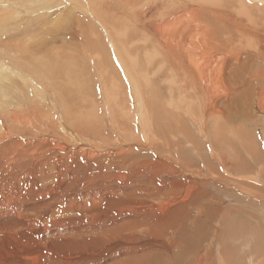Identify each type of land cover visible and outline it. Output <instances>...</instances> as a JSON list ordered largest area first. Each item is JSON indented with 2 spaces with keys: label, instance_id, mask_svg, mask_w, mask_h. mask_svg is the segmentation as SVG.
<instances>
[{
  "label": "bare ground",
  "instance_id": "6f19581e",
  "mask_svg": "<svg viewBox=\"0 0 264 264\" xmlns=\"http://www.w3.org/2000/svg\"><path fill=\"white\" fill-rule=\"evenodd\" d=\"M56 1L58 3H51L50 0H34L33 2L32 0H0V9L7 8L19 10V7L27 6L31 9L36 7L51 10L53 7L57 8L58 6H78L83 10L86 9V11H89L91 8L102 7L103 9V7H106L110 12L116 9L117 16L118 13L123 15L120 16L123 17L121 19H123L125 23L119 22L120 27H123V32H119L118 29L117 32L119 34H116L117 32L114 30V32L112 31L113 34L115 33L114 36L105 34L106 31L104 30L106 26L104 27L103 25L106 24H101L103 27L101 26L100 28L98 19L99 26L97 27L100 28V30L102 29L103 32H101V34H104L101 36L99 30H96L97 35L99 34L103 39L106 37L105 35H107V37L110 36L106 38L110 39L108 40L109 42L111 41L109 43L110 46L114 45V48L110 46L108 48V45H106L108 41L103 44L99 42L97 46L98 55L100 56V58L97 57V63H99L97 65H99V72H101V74H99L98 71H95V73L93 72L95 70L92 69L94 65L91 62H93V60L89 59V57L94 54L90 56L87 54L88 58L85 56L87 60L85 58H79V62L85 59L81 63L90 61L93 66L86 62L83 64L80 63V66L84 64L85 66L79 68L77 60H72L64 55L63 50L65 46L62 47L59 45L58 48L60 50L55 51L57 48L55 47L57 41H54L55 39H51L50 37L45 38L47 33L51 34V32H53L49 27L52 18L48 19V14L46 18L40 16L42 18L39 21L42 20V26L39 35H34L33 33L24 35V33H17L15 25L10 22V16L7 13L0 12V209H5L16 217L18 213L31 216L35 220L42 215H46L49 218L53 214H58L59 218L57 217L58 220H56L55 223L64 219L62 218L64 213L69 212L72 213V215L75 214L81 219V223L78 222L79 230L83 233H87L88 236L91 237L84 240L81 245H85V247L92 249V251L88 250L89 253H87V251L84 252L78 259H80V257L84 259L85 257V259L92 260L93 264H95L94 260L99 259L98 257L100 256H98V254H100V251L102 252V262L103 260L108 261L107 259H109L115 264H144L142 262L138 263L136 259H139L145 254L150 255L154 251L153 248L158 247V244L159 248L163 251L170 250L174 238L169 237L168 233L170 235L174 234L171 233L168 228L173 223V215L176 214V203L173 204V201L180 190L187 192L189 189L192 190L196 188L197 184L190 179H169L171 175H174L173 173L177 175L182 174L178 173L175 167L173 168L171 162L163 163V175L165 174L168 178L165 180H158L157 177L161 175V170L156 167L159 165V160L157 164H154L155 161L147 162L136 159L140 151H147L161 160V154L157 149L152 147L151 149L153 150H147L149 149L148 146L139 143H125L124 145H117L116 148H112L111 146L110 149H108L109 147L107 146L105 149H99L101 147L98 146L99 148H97V146L89 145V139V144L82 145L81 143H74L78 141V138L81 140L82 137H86L90 131L92 137L94 136V138L91 139L94 140L95 137L98 138L104 133L105 128H102V131L99 129L102 127V124L104 125V121L102 122L100 119L105 120V116L101 114L102 118H100L99 110H96L97 115H95L94 108V113L92 112L94 115L89 114L87 112L88 104L94 101L93 105H96V101L99 100L100 104L98 103L97 106L100 107L103 103V99L105 100L107 98L110 105L108 107L106 106V108L115 111V116L119 113L118 110L123 109L129 120L138 122L140 134H143L144 130H151V128H153L152 132L159 133L157 130L160 126L159 122H161L163 125L161 130L164 129L168 141H173L175 147L172 149L175 150V153L179 157L181 155L185 156V154L189 152L187 148L192 147L195 149V154L198 155L200 159L208 158L206 156H201L202 149L203 151L208 149L210 150L209 154L212 155L211 157H213L224 172H226L223 176L226 180H230V174L227 175L225 165V161H227L225 160L226 154L217 151L221 150V146L228 147L227 150H229L230 153H235L237 155L233 157L229 155L227 157L228 160L233 161L232 165L236 169L233 173L231 172L232 176L241 177V175L236 172L248 170L251 165L250 161L257 165L255 167H258L259 164L263 166L264 151H261V146L258 148L259 140H256L258 138L255 137V132L252 134L250 130L246 129L243 124L242 126L238 120L241 117L244 118V120L250 117V109H253V111L256 109L264 115V0ZM109 8L115 9L111 10ZM102 9H100V11ZM88 11L86 12V14H89L88 16L94 15V12L90 15L91 13ZM95 12L97 11L95 10ZM104 12H107V9H104ZM116 12L114 11L115 14ZM82 14H84V12H82ZM86 14H84L85 17H87ZM96 15L98 16L100 14ZM96 15L92 17L94 18ZM102 15L105 19L102 13L100 17H102ZM43 19H45V21H43ZM85 19H83V22H85ZM104 19L102 20L101 18V22L103 21L104 23ZM88 20L86 19V21ZM95 20L91 19V22ZM115 20H111L114 22V24L112 22V29L117 28V26L115 27ZM6 23H9V25H6ZM81 23L82 22L79 24ZM134 26L135 28L142 29L143 32L136 31V29L133 28ZM48 27L50 29H48ZM92 30H94V28ZM143 33L145 38H147V34L148 37L151 36L150 39H148L149 43L153 40L154 43L156 42L159 44V54H163L165 58L167 57L170 59L168 64L176 66L181 71L180 73L184 82L183 85L175 86L174 81L169 79V82L167 81L168 85L161 86L156 82L154 77L149 78L152 72H149L148 69L144 67V64H140V60L137 61L135 58L137 56H133L134 54L132 55L131 53L132 49L138 48L139 45L137 44H140V49L145 50V46L142 48L144 43L143 45L142 43H137L142 40V38H140L141 36L138 35L139 39L136 36L137 34L143 35ZM3 34L6 36L2 37ZM116 35L120 38L118 39ZM111 37L116 38L114 44H112L114 41ZM135 38L138 39L136 42L137 44L134 45L135 47L132 46L133 48L131 49V45L133 44L130 43H135L137 40ZM103 39H100L101 42ZM131 39L135 41L132 40L131 42ZM104 40L106 41V39ZM117 40L118 42H116ZM120 40L124 43L130 41V43H128L130 46L125 43L128 49L125 48V46H121L122 43H120ZM142 42L144 41L142 40ZM115 44H117V46L120 45L126 51L118 46L120 52L117 53L118 51L117 48H115ZM104 45L107 47V50L111 48L113 52L114 49L116 54L113 53L111 57H107L103 54L104 57L102 56V58V53H109ZM139 48L137 50H140ZM149 48L150 45L148 49ZM153 48L155 49L156 47ZM93 50L95 51L94 48ZM112 52L109 53V55H112ZM132 52L134 53L133 50ZM158 55L152 54L151 56H156L155 58H158ZM94 56L92 58H94ZM68 62H70V64ZM86 64L88 67L91 66L93 71H87L88 77L84 74L88 81H86L87 84H85V87L86 85H89L86 89L89 87L90 89H95L96 87L94 95H89L91 92H89V94L84 93L85 96H81L80 94L78 96V101H76L77 98L73 96L76 102L73 105L69 104V102L62 98V81L66 77H71V75L74 74L72 77L78 76L77 78H79L80 81L77 87H83L86 78L82 75L85 79L83 80L80 72L86 73L85 70L88 68ZM81 68H85V72L80 71L82 70ZM78 69L79 72L77 73ZM172 70L174 71V69ZM170 71H167V73H170ZM167 73L166 76L168 77ZM95 74H98L100 78H96L97 76ZM171 74L173 73H170V75ZM90 75L93 76V79ZM173 77H175L174 74ZM14 79H18L21 84L18 85V83H14ZM96 79L97 82H95ZM66 83H68V81ZM71 83L69 84L71 85ZM74 83L70 86L71 88ZM94 83L96 85H94ZM90 85H92L93 88ZM74 86L76 87V83ZM70 87H68L69 90ZM175 88L180 89L181 92L179 90L176 92ZM86 89L84 88V90ZM102 89L104 91L107 89V92H104L105 94L103 95L106 98L101 97V101V98L98 96L101 94L100 92L103 91ZM12 90L14 91L12 92ZM21 92H24V95H22ZM15 93L17 94L14 96ZM74 93L79 92L74 91ZM182 96H184V98L190 97V99L198 100L199 104L196 101L188 99L200 109L201 112L199 114L201 117L206 121L209 119L213 120V127L210 125L211 131L206 129L207 123L204 119L200 124L193 119V108L188 106L186 101H178V98ZM61 98L62 101L60 102ZM56 105L61 109L59 114L57 111H54L56 113L52 111L55 109ZM93 105L89 104L91 107ZM110 106L112 107L111 109H109ZM73 107H76V109H73ZM84 109H86V111H84ZM99 109L102 110V108ZM89 110L90 109H88V111ZM108 110L106 111L109 114L110 112ZM177 110L179 111L176 112ZM105 113L106 112L103 114ZM108 114L107 116H110ZM175 114L178 116L175 117ZM111 115H113L112 112ZM37 116L41 122H39ZM121 118L118 119L120 120ZM49 125H51L53 129L47 132L46 128L47 126L49 127ZM97 125L101 126L97 128ZM259 136L263 137L262 141H264L263 131ZM104 138L103 136L102 139ZM161 139H159V141L162 142ZM94 143L95 142H93V144ZM243 153L247 155V158L244 157L247 159L245 166L241 161L243 160L241 158L242 155H244ZM187 160H189L188 155ZM147 168H151L150 172L156 171L153 172V174L148 171L144 172ZM144 173L147 175L146 177ZM186 173L187 177H197L192 175L191 172ZM260 173L257 174V176L260 175L262 180L264 174L263 172ZM233 182H236L237 185L242 183L239 180H232L231 183ZM148 183H152V185L147 186L146 184ZM20 192H22L24 198L21 196ZM200 194L201 191L199 190L193 195L195 197ZM250 194L253 193L250 192ZM258 195L262 196L260 194ZM14 198L16 199L15 201L13 200ZM231 198L234 199V201L238 200V198L232 196ZM202 200L204 202V198H202ZM209 201L208 203L211 206L210 210H212L209 214L212 215V218L211 221L207 220L209 225L204 235L211 231L213 222L216 223L214 229L216 232L217 228H219L218 226H220L223 221H215V217L222 211V208H220V206H222L221 203L213 199H209ZM242 201L244 202V200ZM194 205L196 204L194 203ZM247 205L250 206L249 210L244 211V206L241 208L239 207L240 205H238L230 207L229 211L232 216L236 215L237 218L243 217L248 222L251 220L255 221V223L251 222L252 229L250 232H247V236L244 235L246 234L245 230L243 231V238H247L244 241L251 242L253 240H262L261 242H263L264 237L259 235V231H264V211L262 214H259L256 212V208L252 210V205H254L253 201ZM190 206L192 209L195 207L192 204H190ZM214 207H216V209ZM205 208L207 207H204L203 210ZM197 210H199V208ZM158 214L159 216H157ZM156 217L159 220L154 223ZM196 218L192 219V223L195 224V226L198 221H201L199 218H197L198 220ZM206 219L210 218L207 217ZM16 223L19 224L18 222ZM37 224L38 222H36V226ZM163 227H166L165 229L167 231L162 230ZM221 228L222 227L219 228V231ZM158 229L159 232L162 231L159 233V241L157 242V239L153 238V233H156ZM20 231L24 232L23 230ZM11 232L13 233L12 230ZM11 232H8L9 235ZM95 232L96 237H94ZM20 235L24 237L21 232ZM31 236L32 235H30L29 239H33L34 236L32 238ZM196 241L198 242V240ZM237 241L236 239V242ZM20 242L14 243L16 245V243L20 244ZM113 242H115V244ZM142 244H145L146 247ZM205 244L208 245V243ZM15 245H13V247H15ZM114 245L119 246L118 248L121 247V251L119 250L118 252L119 255L125 256L122 260L119 259L118 254L114 253L116 249L113 251L114 254L112 253V249L115 247ZM19 246L20 245H18V247H16L17 250L15 249L14 251V255L16 254L15 256L22 254L18 249L20 248ZM210 246L211 243H209V246L205 249L204 254L195 251L198 249L197 246L195 250H192V248L188 250L184 249L186 253H191V256H188L189 254L185 255L186 259H184L181 264H205V262L209 261L211 258L212 250ZM85 247L81 246L82 249ZM22 248L20 249L22 250ZM25 248L26 247H24V249ZM263 249L264 246L260 251ZM25 251L26 250H24V252ZM156 255L154 254V256ZM257 255L253 256V258L259 259V262L257 261L258 264H264L263 255ZM223 257L226 259V264H232L230 255H225ZM167 258V254L162 255L164 262ZM217 258L219 259V257ZM169 259L174 260V255L171 254ZM248 259H246L248 262L244 261L245 264H252L251 258L248 257ZM253 260L255 261V259ZM49 261L50 264L58 263V261L53 258ZM84 262L86 261L84 260ZM98 263L100 264L101 262ZM176 263L178 264V262ZM241 264L244 263L242 262Z\"/></svg>",
  "mask_w": 264,
  "mask_h": 264
},
{
  "label": "rangeland",
  "instance_id": "374dc122",
  "mask_svg": "<svg viewBox=\"0 0 264 264\" xmlns=\"http://www.w3.org/2000/svg\"><path fill=\"white\" fill-rule=\"evenodd\" d=\"M33 1L34 0H32V2ZM58 1L60 2L62 0H58ZM50 2L53 3V2H57V1L56 0H50ZM157 3H158V1H157ZM62 7L58 6L57 8L53 7L51 10H47L46 8L45 9H40V8H36L35 7L34 9H31L30 7L22 6V7H19V10L1 8L0 12L7 13L10 16V22L13 25H15V30L17 31V33H24V35H30L32 33L34 35H39L40 29H41V26H42V24H41L42 20L39 21L42 18L40 16H43V18L44 17L46 18V15L48 14V19L52 18V21L49 23V27L53 30V32H51V34L47 33L45 38H49L50 37L51 39H55L54 41H57V43L55 44V47H57L55 49V51L60 50L58 48L59 45H61L62 47L65 46V48L63 50L64 55H66L67 58H70L72 60H77L79 68L80 67L83 68L85 66V64L83 66H80L83 63H86V62H87V64L90 63V61L89 62L86 61V62L81 63L83 60H85V59L87 60V58H88L87 54L89 56L91 54H94V55L97 54L96 56L92 55L91 57H89V59L93 60V62H91V63L94 66L90 63L93 66V68L91 66L88 67V65L86 64L87 65L86 67H88V68L85 67L86 68V70H85L86 73H81L80 72V74H81V77L84 74H86L87 75L86 77H88L89 75H88L87 71H90L92 69L93 70L95 69L94 71L92 70L94 73H95V71L96 72L98 71V73L101 74V72H99L100 71L99 65H97V64H99V63H97V59H98L97 57L100 58V56L98 55L99 53H98V50H97V46L99 45V42L103 44V43L107 42L108 40H110V39H107V38L110 37V36H114L115 35V33L113 34L114 31L117 32L118 29H119V32H121V33L123 32V30H122L123 27H120V23H119L120 21L122 23L123 22L125 23V21L123 19H121V18H123V17L120 16L122 14L118 13V16H117V12H116L115 8H114L115 10L113 8L112 9L109 8V9L114 10L116 12V14L114 13V11L110 12V10H108V8H106V7H103V9H102V7L101 8L98 7L99 10H98V8L89 9V11L94 10V9L97 11V12H95V10L92 11V12H94L93 13L94 15L100 14L98 16L96 15L93 18L92 16H94V15H92V12H89L87 10L89 13H91L90 15H92V16H88L89 14L88 13L86 14V12H87L86 9L83 10V9L79 8L78 6H65L63 8ZM158 7H159V5H158ZM77 9H78V11L81 10L82 12H84V14H86V16L88 18L85 17V15L82 14L81 11L78 12ZM100 9H102V10L100 11ZM104 9L105 10L107 9V12H104ZM61 11H63V12H61ZM98 11H99V13H98ZM118 12H121V11H118ZM101 13L104 14L105 19L107 18L106 20L104 19L103 15H102V17H100ZM112 14L116 15V16H113ZM77 16H80V17H77ZM85 18L87 20L89 18L94 19V20L97 19V20L91 22V19L86 21ZM101 18H102V20L104 19V23H103V21L101 22ZM83 19H85L84 21L87 24L85 22H83ZM98 19H99V22H100V26H99V23H98ZM108 19H110V20H108ZM36 20H38V21H36ZM111 20H113V21L115 20L116 21L115 22L116 23L115 27L117 26V28L112 29L113 28V25H112L113 21H111ZM43 21H45V19H43ZM79 21L82 22V23L79 24L80 23ZM89 21H90V23H89ZM71 22H73V23H71ZM101 24H106V25H103V26L104 27L106 26L107 29L105 27V30L104 29L103 30L106 31V32L108 31L109 33L105 32V34H109L110 35L108 37H107V35H105L107 38L104 36L105 37L104 39H106V41L101 37L102 34H104V33L101 34V32H103L102 29L100 30V28L102 26ZM113 24H114V22H113ZM6 25H9V23H6ZM91 26H92V28H91ZM97 26H99L100 28H98ZM109 26H110V29H109ZM45 27H44V29H45ZM49 27H48V29H50ZM93 28H94L95 32H94V30H92ZM133 28H135V26ZM135 29L138 32L142 31V29H140V28H139L140 30L138 28H135ZM96 30L97 31L99 30V34L101 36L99 34L97 35V33H96L97 31ZM116 34H119V33L117 32ZM138 35L141 36L140 38H142V40L144 42H142L141 39H140L141 41L137 42L138 39H139ZM3 36H6V35L3 34L2 37ZM136 36L138 37V39L135 38V39H137L136 41L134 39L130 40L131 42H132V40L135 41V43L134 42L130 43V41L128 42L130 44H133V45H131V49L133 48L132 46H134L137 43H142V45L144 43L142 48H144V46H145V50H147L149 45H150V48L148 49L149 51L148 50L145 51L144 49H140L139 48V47H141L140 44H137V45H139L138 48L141 51L143 50L142 52L140 50H137L138 48H134V49H132L134 51V53H133L132 50L130 49L132 55L134 54L133 56H137L138 57V58L135 57L136 60L137 61L140 60L139 63L142 64V65L144 64V67H146L149 72H152V74L150 73L149 78L154 77L156 82H158V84L161 85V86L168 85V82H169L168 80L169 79L174 81V83H175L174 85L175 86L183 85L184 82L182 80V76H181V73H180L181 71L176 66H174L172 64H168V62L170 60L169 58H167V57L165 58L163 54H159V44H157L156 42L154 43L153 40L152 41L149 40V41L152 42V43L151 42L149 43L148 39H150L151 36L148 37V34L146 35L147 38H145L144 33H143V35L137 34ZM111 38L114 41V42H112V44H114L116 38L115 37H111ZM117 38H118V36H117ZM100 39H103L104 42L103 41L101 42ZM110 42L108 41L107 42L108 44H106V45H108V48L110 46V44H109ZM116 42H118V40ZM120 43H122V45ZM120 43L119 44L124 47L125 43H127V42L124 43L123 41L121 42V40H120ZM128 43H127V45L130 46ZM145 43L147 44V49H146V44ZM85 45H86V47H85ZM120 45H118V46H120ZM127 45L125 46V48L128 49ZM118 46H117V44H115V48H117V51H118L117 53L120 52ZM28 47H29V45H28ZM110 47L114 48V45H112ZM123 47H121V48H123ZM153 47H156V48L154 49ZM93 48L95 49V51L93 50ZM111 48L109 50H107V47L105 46V49L109 53L112 52ZM123 50L126 51L124 48H123ZM115 51H116V49H115ZM121 51H122V49H121ZM80 52L81 53L83 52V53L81 54ZM135 52H137V53H135ZM109 53H106V54L102 53L101 57L102 56L104 57V55L107 56V57L108 56L109 57L113 56V53H115L114 49H113L112 55L111 54L109 55ZM142 53H144V54H142ZM148 54H151V55L152 54H154V55H156V54L158 55L159 54V55L157 56L158 58H155L156 56L154 57V56H151V55H148ZM68 55H69V57H68ZM146 55H148V56H146ZM85 56H87V58ZM93 56H94V58H92ZM141 56H143V57H141ZM161 57H163V58H161ZM79 58H85V59H82V61L79 62ZM167 59H168V61H167ZM70 62H68V63L70 64ZM94 62H95V64H94ZM151 66H153L154 68L151 67ZM161 66H162V68H161ZM72 68H73V66H72ZM97 68H98V70H97ZM84 69H82L80 71L83 72ZM156 69H157V71H156ZM166 69H167V71H170V70L174 69V71L172 70V71H170V73H173L175 77H173V74H171L172 77H173L172 78L170 73L169 72H168L169 74L167 73ZM65 71L69 72L68 70H65ZM78 72H79V69H78L77 73ZM90 73H92V72H90ZM166 73H167L168 77L166 76ZM67 75H69V74H67ZM95 75L97 76L96 78H98V77L100 78V76H98V74H95ZM95 75H94V78H95ZM72 76H74V74H72L71 77ZM102 76H104V75H102ZM71 77H66L62 81V88H63L62 98H64L67 102H69V104L73 105L76 101H78V96L80 94H81V96H85L86 93L89 94V92H91V94H89V95H92V96L94 95L96 87L94 89L93 86L90 85V86H92L93 89H90V87L88 89H86V87L89 86V85H86V87H85V84H87L86 83L87 78L85 77V75H84V78H86V80L82 77L83 80H85V83H84L83 87H79V88H82L83 90L79 89L77 87L78 84L80 83L79 78H77L78 76L77 77H72L73 79ZM91 77L93 79V76H91ZM158 77L160 78V80H159ZM169 77H171V78H169ZM82 78H80V79H82ZM178 78H179V80H178ZM175 80L176 81L178 80V81L176 82ZM67 81H68V83H66ZM72 81H74L76 83L77 89L74 86L75 85L74 82H73L74 83L73 86H74L75 89L73 88V86H72V88L70 87L73 84V83H71ZM92 81H94V80H92ZM160 81H162V82H160ZM163 81H164V83H163ZM82 82H81V84H82ZM95 82H97V79H96ZM14 83H18V85L21 84L18 79H14ZM69 83H71V85ZM88 84H90V83H88ZM94 85H96V84L94 83ZM68 87H70V90H69ZM84 88L86 90H84ZM175 89H176V92L178 90L181 92L180 89H178V88H175ZM76 90L79 93H74V91L77 92ZM13 91L14 90H12V92ZM27 91H28V89H27ZM102 92H100L102 95L99 93L100 95L98 97L106 98L103 94H105L104 92H107V89H105V91L103 90ZM40 93H43V92H40ZM16 94L17 93H15L14 96ZM21 94L24 95V92H21ZM75 94H76V96H75ZM73 96H74V98H77L76 101L73 98ZM98 97H97V99H98ZM62 98L60 99V102L62 101ZM102 98H101V101H102ZM185 98H187V99H185ZM185 98H184V96L179 97L178 101L179 102L186 101L187 105L193 108V113H194L193 114V119L196 120V122L198 124H200L201 121L204 119L199 114L201 111H200L199 108H197L193 104V102L189 101V100L196 101L199 104L198 100L190 99V97H185ZM93 102L94 101H91V103H89V104L93 105ZM106 102L107 103L109 102L107 98L105 100L103 99V103L101 104L100 107L97 106L98 103H99V100L96 101V103H97L96 105H93L91 107L88 104V108L85 107V108H87V112L89 114H91V115H94V114H92V112L95 109L94 110L95 115H97L96 113L99 110L100 111L99 112L100 114L98 113L99 117L102 118L101 114H102V116L103 115L105 116V118L103 117L105 120H101L100 119V121H102V122L104 121L103 123L105 125L104 126L102 124V127L99 129V130H101L102 128H105L104 133L100 132V133H103V135L98 137L99 139L97 137H95V140L91 139V138H94V136L92 137L91 131L88 132V129H87V132H88V135L86 136L87 138L86 137H82L81 140H80V138H78V141H76L74 143H78V144L81 143L82 145H84V144H89V142H90L89 145H93L95 147L97 146V148L101 147L99 149H103V148L105 149V148H107V146L109 147L108 149H110L111 146H112V148H114V147L116 148L117 145L120 146V145H124L125 143L126 144L139 143V144H142L144 146H148L149 149H147V150H153V149H151V147H152L154 149H157V151L161 154V156H162L161 160H160V158H157L154 154H151L150 152H147V151H145L146 153L144 151H140L138 153V156L136 157V159L137 160L147 161V162L155 161L154 164H157L158 160H159V165L156 166V167L161 170V175H159L157 177L158 180H165V179L168 178L165 174L163 175V163L171 162L173 164L172 165L173 168L175 167V169L178 170L177 172L178 173H182V174L181 175H177L176 173H173L175 176L171 175L169 177V179H175V178H180L181 180L190 179V180L195 181L196 184H197L196 188H194L192 190L189 189L190 191L188 190L186 192L184 190H180L179 194L175 197V200H174L175 202L173 201V204L176 203V206H175L176 214L173 215V217H174L173 218V223L168 228V229H170L171 233L174 234V235H170L168 233L169 237L174 238L170 250L169 251L168 250L163 251L162 249L159 248V244H158V247H156V248L154 247L153 248V250L155 252L153 251L150 255L145 254L144 256L140 257L139 259H136V261L138 263L142 262L144 264H177L176 262H178V264L179 263L181 264V262L184 261V259H186L185 255L189 254L188 256H191V253H186L184 251V249L188 250L189 248H192V250H195L198 247V249L195 250V251H198L201 254H204L205 249L207 248V246H209V243H211V246H210L211 250H212L211 258H210L209 261L205 262V264H210V263L211 264H218L219 260H220L219 264H221V263L222 264H226L225 263L226 259L223 257L225 255H228V256L230 255L231 256V263L232 264H241L242 262L245 264V262L246 261L248 262V260H249L248 257L251 258L252 264H258L257 261L259 262V259H256L255 257L253 258V256L258 254L259 256L263 255V257H264V249L262 250L263 253H262V251H260L261 248H263V246H264V244H263L264 241L261 242L262 240L261 241L260 240L259 241H254L253 240V241L250 242V241H244L247 238H243V231L245 230L246 234H244V235L247 236V232H250L251 229H252L251 228V222L255 223V221L251 220V221L248 222L243 217H238L237 218L236 215L232 216V214L229 211V208L233 207V206L240 205L239 207L242 208L244 206L243 207L244 211H246V210L250 209V206L247 205V204H249L250 202L253 201L255 206L252 205L253 206L252 210H254L256 208V212L257 213H259V214L263 213V211H264V195H263V193H264V177H262L263 179L261 180L260 175L257 176V174H259L260 172L261 173L263 172V174H264V165L261 166V164H259L258 167H255L257 165H255V163H252L250 161V164H251L250 166H252V167L249 166L248 170L242 171V172H236L235 171L237 174L241 175V177L232 176L231 174L236 169L232 165L233 161L232 160H228L227 157L229 155L230 156L232 155V157L233 156H237V155L235 153H230L229 150H227L228 147L221 146V150H217V151H219L220 153L226 154L225 155V160H227V161H225L226 162L225 165H226L227 175L230 174L229 175L230 180H226L223 177L225 175L224 173H226V172H224V170L220 167L218 162H216L215 159L213 157H211L212 155L209 154L210 150L205 149L203 151V149H202V152H201L202 155L201 156H206L208 158L200 159L199 156L195 154V151H194L195 149H193L192 147H188L187 149H189V152H187V154H185V156L181 155L179 157L175 153V150L172 149L173 147H175L173 141H168L167 136L164 133V129L161 130V127L163 128V125H162L161 122H159L160 126H159V129L157 130V131H159V133L158 132H156V133L152 132L153 128H151V130H144V133H143L144 135L142 133L140 134V131H139L140 127H138V122H136L134 120H129V118L127 117V115L123 111V109L122 110L121 109L118 110L119 113H117V116H115V113H116L115 111L108 110L106 108V106L108 107L110 105L109 103L107 104ZM44 104H46V103H44ZM48 107L51 108L50 106H48ZM190 107H188V108H190ZM99 108H102V110L99 109ZM104 108L106 110H108L110 113L108 114L107 111ZM111 108L112 107L110 106L109 109H111ZM55 109H53L52 111L53 112L57 111L58 114L61 112V109L59 108L58 105H56ZM73 109H76V107L75 108L73 107ZM88 109H90V110L88 111ZM84 111H86V109H84ZM178 111L179 110H177L176 112H178ZM252 111H253V109L249 110L250 117L245 118L246 120H244V118L241 117L238 121L240 122L241 125L243 124L246 129L250 130V132L252 134L255 132L254 133L255 137L258 138L256 140L260 141V143L258 141V144H259L258 148H260V146H261L260 149L263 152L264 151V141H262L263 137H260L259 134L262 131L264 132V115L261 114L260 112H258V110H256V109H254L253 112ZM104 112H106L111 117L107 116L106 113L103 114ZM111 112H112L113 115H111ZM122 112H123V114H122ZM54 113H56V112H54ZM176 114H175V117L178 116ZM18 116H20V115H18ZM106 116L109 117V118H107ZM121 116H122V118H121ZM115 117H116V119H115ZM37 118L39 119L38 116H37ZM37 118H36V120H37ZM118 118H121V119L119 120ZM204 121H206V120L204 119ZM39 122H41L40 119H39ZM107 122H108V124H107ZM113 122H116L117 124L113 123ZM206 123H207L206 129L211 131L212 130L211 127H213V123H214L213 120L209 119L208 121H206ZM210 125H211V127H210ZM98 126L100 127L101 125H97L96 127L98 128ZM52 129L53 128H51V125H49V127L47 126L46 131L48 132V130H52ZM150 132H152V133H150ZM103 136L106 139L105 138L102 139ZM131 136H134V137H131ZM161 138H163V139H161ZM88 139H89V142H88ZM159 139H161L162 142L159 141ZM92 140H93V142H95L94 144H93ZM106 140H107V142H106ZM86 142H88V143H86ZM234 142H235V140H234ZM222 149H224V150H222ZM187 155L189 157V160H187ZM139 157H140V159H139ZM244 157L247 158V155L244 154L241 157L243 159L241 161L243 162V164L245 166L246 163H247V159L244 158ZM168 159H170V160H168ZM147 171L149 173L153 174V172H155L156 170H154L153 172H150L151 168H147V169H145L144 172H147ZM211 171H213V172H211ZM186 172H191L192 175L197 176V177L196 178L187 177V175H186L187 173ZM257 172H259V173H257ZM234 175H235V173H234ZM146 176L147 175L145 174V177ZM232 180L233 181H236V180L238 181L239 180L242 183L240 185H237L236 182L231 183ZM244 182L247 183V184H245ZM201 183H202L203 186L201 185ZM146 185L150 186V185H152V183H148ZM236 188H238V189H236ZM199 190L201 191V194L199 196H195L194 197L193 194L196 193ZM245 192H247V193H245ZM248 192H249V194H248ZM250 192L253 193V194H250ZM20 193H21V196L24 198V196L22 195V192H20ZM258 194L262 195L263 197L259 196ZM231 196L235 197V198H238V200H240V201H238V200L234 201V199H232ZM202 198H204V202H203ZM209 199H213V200L219 201L221 203L222 206H220V208H222V211L220 212V214L217 215L218 217L217 216L215 217V221L216 222L218 220H223V221H222V224L220 226H218L219 228L222 227L221 230L219 231V228H217L216 232L214 230L215 227H216L215 226L216 223H214L212 221L213 223H212L211 231L209 233H207L206 235H204L206 233V230H208L209 223H207L208 222L207 220L211 221V218H212V215L209 214V212H212V210H210L211 206L208 203V202H210ZM13 200L15 201L16 199L14 198ZM242 200H244V202ZM194 203L196 205H194ZM198 203H199V205H198ZM190 204H192L195 207H193V209L190 208L191 207ZM204 204H205V206H204ZM197 205H198L199 210H197L198 209ZM199 206H201L202 208L199 207ZM204 207H207V208H205L203 210ZM214 208L216 209V207H214ZM3 209H4V207H3ZM195 209H196V211H195ZM1 210H2V208L0 209V264H37V263L38 264H50L49 260H51L52 258L58 261L57 264H73L74 262H75L74 264H93L92 260L85 259V257H84V259H81L83 257H80V259H78V257L83 255L84 252L87 251V253H89V251H92V249H90L88 247H85V245H81L84 240L89 239L91 237L88 236L87 233H83V232H81L79 230L78 222L81 223V219L79 217H77L75 214L72 215V213H69V212L68 213H64L63 216H65V217L62 216V218H64V219L55 223V221L58 220L57 219L58 214H56V215L53 214L49 218L46 215H42V216H40V218H37V220L39 219L37 221L31 216H26V215L17 213V217H16V216L10 214L9 212H7L5 209L2 210V211ZM171 210H172V208H171ZM200 210L203 212V215H202V212ZM165 214H163V215H165ZM157 216H159V214ZM196 217L199 218L201 221L200 222L198 221L196 226H195V224L192 223V219H195ZM205 217L206 218L209 217L210 219H206ZM158 220L159 219L156 217V219L154 220V223L156 221H158ZM16 222H18L19 224H17ZM36 222H38L37 226H36ZM198 223H200V224H198ZM247 224H249V225H247ZM11 226H12V229H11ZM16 226H18V227H16ZM20 226H22V227H20ZM165 228L166 227H163L162 230L167 231ZM19 229L23 230L24 232L20 231ZM11 230L13 231L14 234L11 232ZM7 231L9 233L11 232L10 235L12 237L9 235V233ZM161 231L159 232V229H158V231L156 233H153V238L157 239L156 240L157 242L159 241V233H161ZM20 232H21V234H23L24 237H22L20 235ZM259 232H260L259 235L264 237V234H263L264 231L260 230ZM27 234H28V236H27ZM29 234L32 235L31 238L34 236L33 239H29V237H30ZM13 236H15V237H13ZM17 237H19V238H17ZM94 237H96V232H95ZM240 238H242V239H240ZM13 239L16 240V241H14ZM236 239L238 240L237 242H236ZM196 240H198V242ZM20 241H22V242H20ZM14 242H18V243L20 242V244L16 243V245L17 244L20 245L19 246L20 248L23 247L22 250L20 248H18L20 250V252L23 254V255L21 254L22 256L21 255L15 256L16 254L14 255L15 249H16V247H18V245L16 246ZM192 242H194V243H192ZM234 242H235V244H234ZM12 243H14V244H12ZM78 243H79V245H78ZM113 243L115 244V242H113ZM205 243H208V245L205 244ZM254 243H255V245H254ZM13 245H15V247H13ZM142 245H144L146 247L145 244H142ZM27 246H29V247H27ZM81 246L85 247V248L82 249ZM114 246L115 247H113L112 253L116 249L117 251L115 250L114 253L119 255L118 251L119 250L121 251V247L118 248L119 246H117V245H114ZM24 247H26V248L24 249ZM37 248H38V250H37ZM24 250H26V251L24 252ZM159 250H161V251H159ZM99 253L100 254H98V256H100V257H98L99 259L94 260L95 264L96 263L99 264L98 262H101L100 264H108V263L109 264H115L109 259H107L108 261L103 260V262H102V252L99 251ZM261 253H262V255H261ZM154 254L155 255L157 254V255L154 256ZM166 254H167L168 258L164 262V259H162V255H166ZM171 254L174 255V260L173 259H169L171 257ZM218 254L220 256L222 255L221 258H220V256ZM216 256L219 257V259ZM124 257L125 256H123V255L122 256L119 255V259L120 260H122V258H124ZM157 257L160 259V261H159V259ZM148 259L149 260L151 259V260L149 261ZM216 259H218V260H216ZM246 259H248V260H246ZM253 259H255V261ZM84 260L86 262H84ZM152 260H153V262H152ZM106 262H108V263H106Z\"/></svg>",
  "mask_w": 264,
  "mask_h": 264
}]
</instances>
